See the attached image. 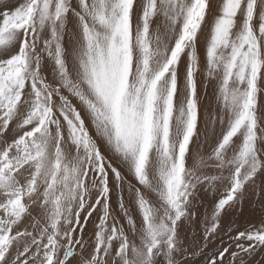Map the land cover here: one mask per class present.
<instances>
[{"label":"snow or ice","instance_id":"1","mask_svg":"<svg viewBox=\"0 0 264 264\" xmlns=\"http://www.w3.org/2000/svg\"><path fill=\"white\" fill-rule=\"evenodd\" d=\"M262 95L264 0H0V264H176L264 185ZM261 249L264 203L205 264Z\"/></svg>","mask_w":264,"mask_h":264},{"label":"rangeland","instance_id":"2","mask_svg":"<svg viewBox=\"0 0 264 264\" xmlns=\"http://www.w3.org/2000/svg\"><path fill=\"white\" fill-rule=\"evenodd\" d=\"M16 2V0H14ZM20 3L23 0H19ZM203 51V49H201ZM260 103H264L262 95ZM211 198L205 199L201 206L203 213L206 206L210 205ZM264 203V185L257 181L256 185L250 187L236 207L227 212L219 221L217 231L205 239L204 228L211 227V209L208 208V219H201L203 224L195 229L185 228L179 237L180 243L178 250L175 252L176 264H205V260L212 253L221 247L227 246L230 242V236L237 224L243 225L248 222H255L260 215L261 204ZM89 235L91 228H89ZM18 247L14 246L7 254L2 264H15V257ZM250 264H264V249L259 250L251 259Z\"/></svg>","mask_w":264,"mask_h":264}]
</instances>
